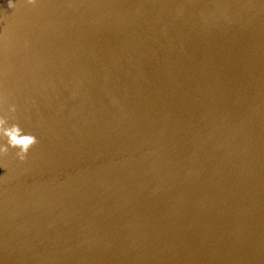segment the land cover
Returning a JSON list of instances; mask_svg holds the SVG:
<instances>
[{
    "label": "water",
    "instance_id": "1",
    "mask_svg": "<svg viewBox=\"0 0 264 264\" xmlns=\"http://www.w3.org/2000/svg\"><path fill=\"white\" fill-rule=\"evenodd\" d=\"M8 3L0 264H264V0Z\"/></svg>",
    "mask_w": 264,
    "mask_h": 264
},
{
    "label": "clouds",
    "instance_id": "2",
    "mask_svg": "<svg viewBox=\"0 0 264 264\" xmlns=\"http://www.w3.org/2000/svg\"><path fill=\"white\" fill-rule=\"evenodd\" d=\"M29 5H36L37 0H27ZM8 7L11 9L16 8L13 0H9ZM4 98L0 97V110L4 107ZM10 112L15 114L17 109L14 105L10 106ZM14 119L15 117H11ZM0 157L9 155V149L15 150L16 157L21 162H26L30 151L39 143L36 136L32 134H25L23 129L18 123H9V119L0 116Z\"/></svg>",
    "mask_w": 264,
    "mask_h": 264
}]
</instances>
